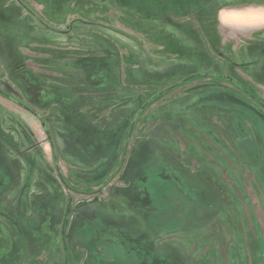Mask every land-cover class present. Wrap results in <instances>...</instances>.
I'll list each match as a JSON object with an SVG mask.
<instances>
[{"label": "rangeland", "instance_id": "obj_1", "mask_svg": "<svg viewBox=\"0 0 264 264\" xmlns=\"http://www.w3.org/2000/svg\"><path fill=\"white\" fill-rule=\"evenodd\" d=\"M262 8L0 0V264H264Z\"/></svg>", "mask_w": 264, "mask_h": 264}, {"label": "crops", "instance_id": "obj_2", "mask_svg": "<svg viewBox=\"0 0 264 264\" xmlns=\"http://www.w3.org/2000/svg\"><path fill=\"white\" fill-rule=\"evenodd\" d=\"M258 17H262V21H264V11H262V14L259 15ZM262 25H264V23H262ZM0 156H1V154H0ZM63 160L69 166H71L73 164L72 161L69 158H64ZM23 170L26 173V171H27L26 166L23 168ZM34 170H33V168H30L31 172L34 171ZM22 172H23L22 168H20V166H19L18 175L15 174L17 176L14 177V174L12 172L11 164H7V162L0 160V182L3 183V186L0 189V213H3L4 215H8L13 220L16 217H19L20 213H22V212H26V214L27 213L30 214V212L34 213L35 211L36 212L37 211L38 212L41 211L40 209H36L35 207H33L34 205H30V202L26 203V201L25 202L22 201V197L23 196H22L21 191H19L20 190V188H19L20 184H19L18 187L16 186V182H18V178H19V180L21 179ZM13 193H17V194L13 195ZM59 194H61V193L60 192L56 193L55 199H54L53 195H52L53 197L49 196L50 198H52V201L50 203H49L48 199H46V198H48V196H46V195H44L42 193H40V195H38V196L37 195H32L34 198L38 197V199L40 200L39 204H40L41 208H45L47 213L50 214L51 220H54V221H52L53 223H51V225L49 226L50 230H52L54 228V226L57 225V222H59L58 221L59 216L62 217V214H64L66 212V210H67L66 209L67 207L64 205L63 200H61L62 196H59ZM24 208L25 209L27 208V209L24 211ZM52 215H57V216L55 218H53ZM29 217L31 218V215ZM26 220L27 221H31V220H29V218H27ZM42 221H43L42 217H41V219H37L36 218L34 220V222L30 225V227H26V228L31 229L33 231L34 244H37L35 246L39 247L40 253H42L41 251H43V246H45L47 244H49V245L46 246V248H48V249H50V245H51V251L53 250L52 246H57L56 245L57 242L56 241L54 242V239L53 238L50 239V237H48L47 240H45L44 242L42 241L43 239H41L38 242V240H37L38 239L37 238V236H38L37 231L41 230L42 228H44V227H42V224H41V223H43ZM2 224H3V226H2L3 229H5V227H7V225H5V224H7V223L2 222ZM47 227H48V225H47ZM7 228H9V227H7ZM30 236H32V234H30V233H28L26 235L28 240L31 238ZM48 240H49V243H48ZM55 240H57V239L55 238ZM37 260L38 259L35 258L33 261H37ZM45 261L47 262L48 259H45L44 262Z\"/></svg>", "mask_w": 264, "mask_h": 264}, {"label": "flooded vegetation", "instance_id": "obj_3", "mask_svg": "<svg viewBox=\"0 0 264 264\" xmlns=\"http://www.w3.org/2000/svg\"><path fill=\"white\" fill-rule=\"evenodd\" d=\"M262 11H264V8H262Z\"/></svg>", "mask_w": 264, "mask_h": 264}, {"label": "clouds", "instance_id": "obj_4", "mask_svg": "<svg viewBox=\"0 0 264 264\" xmlns=\"http://www.w3.org/2000/svg\"><path fill=\"white\" fill-rule=\"evenodd\" d=\"M262 23H264V21H262Z\"/></svg>", "mask_w": 264, "mask_h": 264}]
</instances>
